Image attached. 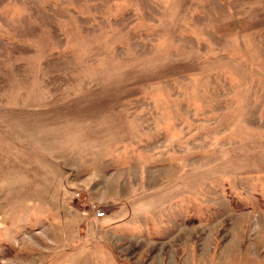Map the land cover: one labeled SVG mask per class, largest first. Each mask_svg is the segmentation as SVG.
I'll list each match as a JSON object with an SVG mask.
<instances>
[{"label": "rangeland", "instance_id": "1", "mask_svg": "<svg viewBox=\"0 0 264 264\" xmlns=\"http://www.w3.org/2000/svg\"><path fill=\"white\" fill-rule=\"evenodd\" d=\"M0 264H264V0H0Z\"/></svg>", "mask_w": 264, "mask_h": 264}, {"label": "built area", "instance_id": "2", "mask_svg": "<svg viewBox=\"0 0 264 264\" xmlns=\"http://www.w3.org/2000/svg\"><path fill=\"white\" fill-rule=\"evenodd\" d=\"M96 210H97V215H99V216L103 215V212L100 210V208H98Z\"/></svg>", "mask_w": 264, "mask_h": 264}]
</instances>
